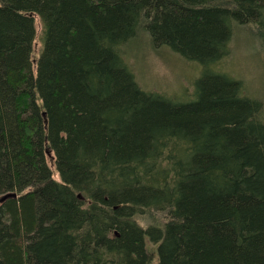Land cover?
I'll return each mask as SVG.
<instances>
[{
  "label": "trees",
  "instance_id": "1",
  "mask_svg": "<svg viewBox=\"0 0 264 264\" xmlns=\"http://www.w3.org/2000/svg\"><path fill=\"white\" fill-rule=\"evenodd\" d=\"M251 27L264 0H0V264H264V102L221 68ZM143 35L191 93L139 85Z\"/></svg>",
  "mask_w": 264,
  "mask_h": 264
},
{
  "label": "rangeland",
  "instance_id": "2",
  "mask_svg": "<svg viewBox=\"0 0 264 264\" xmlns=\"http://www.w3.org/2000/svg\"><path fill=\"white\" fill-rule=\"evenodd\" d=\"M35 30V48L38 49L41 31L38 18H35ZM250 35L249 37L248 34H243L240 39L234 40L230 57L224 61L221 68L245 83L246 94L249 97L264 102L262 37L255 27L250 28ZM137 42L134 50L130 52L128 62L141 87L175 97L181 96L184 92L191 93L193 82L200 75L202 68L186 62L166 47H152L145 35ZM148 251L152 256V264H156L155 247L148 245Z\"/></svg>",
  "mask_w": 264,
  "mask_h": 264
},
{
  "label": "water",
  "instance_id": "3",
  "mask_svg": "<svg viewBox=\"0 0 264 264\" xmlns=\"http://www.w3.org/2000/svg\"><path fill=\"white\" fill-rule=\"evenodd\" d=\"M263 65H264V56H263ZM16 197H17L16 193H7V194L3 195L2 197H0V203L3 202L4 200L8 199V198L15 199Z\"/></svg>",
  "mask_w": 264,
  "mask_h": 264
}]
</instances>
